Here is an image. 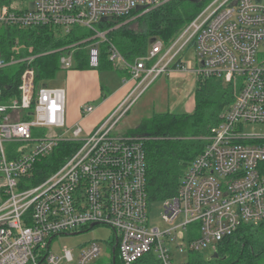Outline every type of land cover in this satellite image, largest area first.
<instances>
[{
    "label": "built area",
    "instance_id": "1",
    "mask_svg": "<svg viewBox=\"0 0 264 264\" xmlns=\"http://www.w3.org/2000/svg\"><path fill=\"white\" fill-rule=\"evenodd\" d=\"M167 1L0 0V27L47 26L59 36L80 27L90 33L82 40L89 68L99 66L105 41L109 61L127 71L134 82L114 110L82 137L79 123L66 127L65 90L37 85L35 56L6 60L0 53V70L25 63L19 97L1 100L0 90V174L5 180L0 264H113V249L122 264L149 254L162 264H173L174 239L179 252L215 250L243 226L264 221V136L245 129L247 124H264V0H211L169 44L156 38L148 53L131 63L106 32L95 28L110 24L101 22L103 17L120 21ZM137 6L142 9L136 11ZM79 44L54 50L62 53L60 68L74 69ZM172 71L227 80L233 99L222 119L209 129L202 151L186 167L176 195L162 201L166 227L159 228L149 226L142 140L112 129L146 88ZM93 109L86 103L80 112L86 117ZM62 139L76 141L78 148L34 184L35 163ZM4 142L14 147L8 152ZM95 225L113 230L107 257H99L102 245L96 240L77 255L69 248L61 254L51 251L49 245L58 235ZM179 230L185 233L178 234Z\"/></svg>",
    "mask_w": 264,
    "mask_h": 264
},
{
    "label": "trees",
    "instance_id": "2",
    "mask_svg": "<svg viewBox=\"0 0 264 264\" xmlns=\"http://www.w3.org/2000/svg\"><path fill=\"white\" fill-rule=\"evenodd\" d=\"M211 0L179 1L169 0L141 15L135 21L139 28L130 27L128 18L120 19L119 26L108 32L109 38L121 52L125 61L133 62L143 57L150 49V40L157 38L167 45L182 28L188 24ZM116 25V24H114ZM90 33L74 27L72 33L64 36L54 34L47 26L19 29L13 26L0 27V53L6 60L34 55L33 67L37 80L52 78L60 70L59 58L62 54L54 51L73 43L79 44L73 57V68H89L86 52L81 46ZM78 46V45H77ZM20 50L17 54V50ZM54 51V52H53ZM102 51L100 62L103 67L113 69L112 62L105 60ZM99 62V63H100ZM24 62H17L0 70L1 100L18 98L20 76ZM104 97V95H102ZM231 89L223 87L220 78H196L194 107L189 113L162 111L141 119L125 135L141 138L146 160V191L150 204L159 203L176 195L180 180L188 164L202 151L209 129L224 116L232 102ZM28 118V116L26 117ZM13 145H9L10 148ZM74 140L62 139L52 152L37 161L32 182L38 184L54 172L78 148ZM8 157H12L9 154ZM258 237V250L254 248V238ZM219 256H226L227 264H251L264 253V221L253 226H243L230 237L215 246ZM219 261V260H216ZM115 264H122L115 255ZM133 264H162L151 254ZM185 264H202L190 257Z\"/></svg>",
    "mask_w": 264,
    "mask_h": 264
},
{
    "label": "rangeland",
    "instance_id": "3",
    "mask_svg": "<svg viewBox=\"0 0 264 264\" xmlns=\"http://www.w3.org/2000/svg\"><path fill=\"white\" fill-rule=\"evenodd\" d=\"M140 16L141 15L137 16L135 14L132 17L128 18V22H131V28H139L138 22H136L135 20ZM118 26L119 24L114 25L104 23L95 25V28L97 29V31L106 32V38L107 36L109 38L108 32ZM99 39L102 40L101 38ZM84 46L85 45L81 46V48L83 49ZM101 49L105 54L104 59L106 61L109 60L107 54V42L104 41V43H102ZM187 59L189 61H192V51L190 52V57ZM103 66L104 65L102 61L99 63V66L96 69H73L68 71L60 68V70L52 78L38 80L37 85L39 86L45 84L48 87H63L66 89L67 95L65 118L67 123L68 117L71 115V111L75 109V104L77 103V101H79L80 98L86 95V93L88 92L84 87L85 85L94 84L99 86L103 85L106 82H114L115 79L119 80L120 76L116 70H106V68H104ZM171 75L172 74L162 75L160 78L155 80L148 88H146L142 92V94L133 102L126 113L114 125L112 131L121 135L126 134V132L129 129L134 128L141 121V119L147 118L154 113L161 111H169L172 113L191 112L194 107V96L196 89L195 82L197 78L196 75L193 73H186L185 75L179 74L180 76ZM82 82H85V85H82ZM222 85L223 87L225 86L230 89L227 80H223ZM105 91L108 93L106 96H109V92H112V90H109L108 92L107 89ZM90 101L91 100H88L87 102L82 103V105ZM108 114H110V112ZM67 126L68 125L66 124V127ZM80 126L83 130L82 136H84L86 134V131L83 129L82 124H80ZM245 129L248 132L264 136V124H247L245 126ZM66 135H70V133H67ZM9 145L11 144H7L6 142H4L3 144L4 148H7L8 152L14 147L13 145L8 148ZM162 207V202L152 203L150 205V210L148 213L149 226H156L159 228L166 227V222L162 218ZM177 233L180 234L185 232L183 230H179ZM113 238V230L110 227L105 225H95L90 230L88 229L87 231H83L74 235H58L52 240V243L49 246L51 251L56 254H61L64 248H69L73 251L74 255H77L80 253L84 245L93 240H96L102 245V251L99 257L105 258L107 257V252L110 251L108 243L111 242ZM177 240L178 239H174L172 244L170 245L171 259L173 264H185L188 259H190V257L200 260L202 264H227V262H225L227 258L224 260H221L220 258H213L211 260H208L209 256L213 254V252H216L212 247L205 249L203 252L199 253L191 251L189 253L188 251L179 252L178 250H176V244L178 243ZM259 242V238L255 237L253 243L255 250H258L257 244ZM251 264H264V253L262 254V256L255 259Z\"/></svg>",
    "mask_w": 264,
    "mask_h": 264
},
{
    "label": "crops",
    "instance_id": "4",
    "mask_svg": "<svg viewBox=\"0 0 264 264\" xmlns=\"http://www.w3.org/2000/svg\"><path fill=\"white\" fill-rule=\"evenodd\" d=\"M189 57H190V53H189L188 58ZM88 69H93V68H88ZM113 69L118 72L120 76L119 80L115 79L114 82H106L103 85H99V86L94 85V84L85 85V82H82V85L83 84L85 85L84 87L86 88L88 92L86 93V95L82 96L80 100L77 101V103L75 104L76 105L75 109L71 111V115L68 117V120L66 123L68 125L67 128H71L75 124L79 123L83 125V129L86 131V133L91 132L98 125V123L100 124L103 121V119H105V117L109 115L108 114L109 112L111 113L114 110L116 105L131 90L130 88L133 87L134 82L129 79L128 72L127 71L125 72V70L121 68H115L114 66H113ZM108 70H111V69H108ZM170 74H172L171 76H180L179 74L185 75L186 73L172 71L164 75H170ZM195 85H196V82H195ZM59 88H63V87H59ZM63 89L65 90V94L67 95L66 89L65 88ZM106 89L108 92L109 90H112V92H109V96H106L108 94L105 91ZM102 95H104V97H102ZM88 100H91L88 103L93 105L94 109L91 113L87 114L85 117V116H82L80 112V108L82 106V103L87 102ZM63 131L64 130L62 131L58 130V133H63ZM65 136L68 137L69 135H65ZM84 136H86V134ZM4 182H5L4 177L2 174H0V202L3 198L2 190H3Z\"/></svg>",
    "mask_w": 264,
    "mask_h": 264
},
{
    "label": "water",
    "instance_id": "5",
    "mask_svg": "<svg viewBox=\"0 0 264 264\" xmlns=\"http://www.w3.org/2000/svg\"><path fill=\"white\" fill-rule=\"evenodd\" d=\"M179 1H192V2H197L198 0H179ZM140 9H142V7L140 6V7H138L137 6V8H136V11H139ZM101 22H106V23H110V24H118V22H119V20H117V19H113V18H109V17H103V18H101V20H100ZM155 39L156 38H152L151 40H150V44L152 43L153 44V42L155 41ZM78 232H74V233H71L72 235H74V234H77ZM114 249L112 250V253H113V257H112V262H113V264H115V255H114ZM213 258H215V259H218V258H220L221 260H224V259H226V257H220L219 256V254L218 253H216V252H213V254H211L210 256H209V258H208V260H211V259H213Z\"/></svg>",
    "mask_w": 264,
    "mask_h": 264
},
{
    "label": "bare ground",
    "instance_id": "6",
    "mask_svg": "<svg viewBox=\"0 0 264 264\" xmlns=\"http://www.w3.org/2000/svg\"><path fill=\"white\" fill-rule=\"evenodd\" d=\"M119 24V23H118ZM88 39V38H87ZM171 42V41H170ZM169 44V43H168ZM68 46V45H67ZM79 46V45H78ZM84 49V48H83ZM85 50V49H84ZM75 55V54H74Z\"/></svg>",
    "mask_w": 264,
    "mask_h": 264
}]
</instances>
